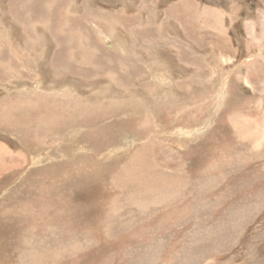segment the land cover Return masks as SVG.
Segmentation results:
<instances>
[{"label":"rangeland","instance_id":"rangeland-1","mask_svg":"<svg viewBox=\"0 0 264 264\" xmlns=\"http://www.w3.org/2000/svg\"><path fill=\"white\" fill-rule=\"evenodd\" d=\"M33 1L0 0V264H264V0ZM147 166L186 189L139 211Z\"/></svg>","mask_w":264,"mask_h":264},{"label":"bare ground","instance_id":"bare-ground-1","mask_svg":"<svg viewBox=\"0 0 264 264\" xmlns=\"http://www.w3.org/2000/svg\"><path fill=\"white\" fill-rule=\"evenodd\" d=\"M37 1H35V2L33 1L34 2L35 10L38 9L37 8V4H39V2H40V1L39 2H37ZM62 1H64V0H62ZM66 2L68 3V1H66ZM43 13L45 14L44 16H45V18H47V21L48 22H46V20H45L46 23H44V21H42V22L39 21L40 24L41 25L43 24L45 28H46V26H48V27L51 26V28H52L51 30H55V28H53L54 26L52 27L51 20L48 19V17H50V16H53V17L55 16L54 14L56 13V10H54V9H52V10L51 9H47V10H44L43 9V11L38 12V13H35V12L30 13L28 18H30V17H32V18L25 20L24 21V24L27 26L30 22H32V23L38 22L37 19H36V22H35V20H33L34 19V16H36L37 14L42 15ZM68 22H69V20H65V18L64 19H61V21L56 26L57 27L56 28L57 32H61L60 28H63V30H65V27H67ZM66 29L68 30V28H66ZM58 34H60V33H58ZM67 35H69V34H67ZM61 36H62V34L61 35H56V34L53 35V38L58 41V44L59 43L62 44L63 38ZM52 41H53V39H52ZM67 41L69 42L71 40L67 39ZM58 55H60L59 54V51H57V53L55 54L54 61L57 60V58L59 57ZM55 62H57V61H55ZM220 93L221 92L219 91V93H218L219 94L218 95L219 97L221 95ZM182 130H181V132H182ZM190 132H192V130H190ZM186 135H188V134H186ZM136 169L139 170L140 168H136ZM141 170H146V171L144 173H142V172L140 173V171H139V172L136 173L137 175H132V174H134L133 173V169L130 172L124 170L126 172L125 175H127L126 176V180H122V182L120 183V185H118V188H121V189L125 190V192H124V194H122V196L125 197V195H126V197L128 199V202H126V205L128 207H132V208L133 207H136L137 209H139V211H144L145 209L149 208L152 205L159 204L162 201H168L169 198L174 200L175 199L174 196L178 192L179 193H181V192L183 193L185 191V189H186V186H183L185 183L183 185H181L182 183L181 184H179V183L176 184V183H173V181H168L167 180L168 182L165 185V180H166L165 179V176H167V175H165V174L162 175L163 174L162 173V170H157V169L155 170V169H153L150 166L144 167ZM127 191H129V192L127 193ZM177 197H179V196H177ZM134 210H135V208H134ZM86 242H87V244L89 243V241L86 238H84V243H86ZM79 244L80 243H78V242H74V243H71L70 246L72 247V250L73 251H76V250L79 249V247H78Z\"/></svg>","mask_w":264,"mask_h":264}]
</instances>
